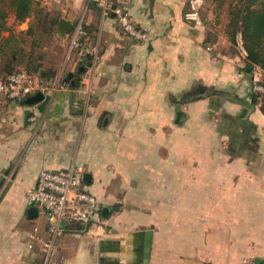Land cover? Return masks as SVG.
<instances>
[{
    "label": "crops",
    "instance_id": "1",
    "mask_svg": "<svg viewBox=\"0 0 264 264\" xmlns=\"http://www.w3.org/2000/svg\"><path fill=\"white\" fill-rule=\"evenodd\" d=\"M189 1L131 0L144 43L88 0L36 2L65 50L41 72L74 77L33 105L0 96V264H144L149 240V264L264 261V102L228 36V0H203L200 26ZM79 26L95 64L68 56ZM74 164L102 222L68 226L46 261L47 219L30 217L26 191Z\"/></svg>",
    "mask_w": 264,
    "mask_h": 264
},
{
    "label": "built area",
    "instance_id": "2",
    "mask_svg": "<svg viewBox=\"0 0 264 264\" xmlns=\"http://www.w3.org/2000/svg\"><path fill=\"white\" fill-rule=\"evenodd\" d=\"M88 1L99 9L102 17L115 16L122 32L132 40L140 43L150 40L149 34L136 24L126 7L131 0ZM189 4L186 19L195 25H202L201 9L204 1L190 0ZM82 36L83 29L79 26L70 40L68 56H74L80 65L89 58L94 64L97 63L98 46L83 40ZM235 44L240 55L246 60L248 52L242 34L237 35ZM253 73V91L264 99V69L254 66ZM66 86L67 83L61 76L54 84H50L41 74H34L22 68L0 78V96L11 101H22L37 93H55ZM85 175V168L75 164L67 169H44L39 173L35 185L26 191L29 204L38 208L47 219L48 238L43 241L46 261H49L54 252L56 240L66 232L68 226L80 224L91 229L102 222V206L98 198L88 190L84 181ZM261 264H264V261Z\"/></svg>",
    "mask_w": 264,
    "mask_h": 264
},
{
    "label": "trees",
    "instance_id": "3",
    "mask_svg": "<svg viewBox=\"0 0 264 264\" xmlns=\"http://www.w3.org/2000/svg\"><path fill=\"white\" fill-rule=\"evenodd\" d=\"M35 11V0H0V59L3 56H9L7 52L9 49V41L4 40L2 37L3 32L11 30L7 26L9 14L14 13L17 21L24 22ZM229 14L230 21L227 26V33L230 40L234 44L237 35L240 33L246 44L248 57L246 59L245 70L247 72H253L254 66H259L264 69V0H239L235 5L232 4L230 6ZM47 22H49V25ZM58 23L59 20L54 21L50 19V21H47L44 19L41 20L40 24L51 34L56 26H58ZM11 55L13 59H16L17 51L12 50ZM5 66L6 74L16 71H13L14 67L9 62ZM25 67L26 70L34 74H40L43 68L41 64L32 62H29ZM77 85V82H75V87ZM255 97L258 99L255 100V103L258 101L264 102V99H261L257 94Z\"/></svg>",
    "mask_w": 264,
    "mask_h": 264
},
{
    "label": "rangeland",
    "instance_id": "4",
    "mask_svg": "<svg viewBox=\"0 0 264 264\" xmlns=\"http://www.w3.org/2000/svg\"><path fill=\"white\" fill-rule=\"evenodd\" d=\"M239 0H228V5H235ZM39 4V3H38ZM230 13V7H228ZM230 18V14H229ZM50 21L51 16L41 7H36V11L24 22H19L14 13H10L7 18V26L11 29L2 33L4 40L9 41L8 57L3 56L0 59V75L6 74L5 65L7 62L12 64L14 70L25 68L29 62L39 64L40 60H52L62 57L64 47L57 42L47 29L41 23V20ZM49 25V22H47ZM46 24V25H47ZM233 49L238 58L246 63V60L240 55L236 44ZM17 51V58L13 59L11 52ZM0 76V77H1Z\"/></svg>",
    "mask_w": 264,
    "mask_h": 264
},
{
    "label": "water",
    "instance_id": "5",
    "mask_svg": "<svg viewBox=\"0 0 264 264\" xmlns=\"http://www.w3.org/2000/svg\"><path fill=\"white\" fill-rule=\"evenodd\" d=\"M73 30V26L67 22L66 20H61L60 21V36L61 37H66V35L68 33H70L71 31ZM84 67L81 66L79 69H78V73H84ZM41 76L46 78V79H53L55 78L56 76V72L55 71H48V72H40ZM73 77H74V74L73 73H70L67 78L65 79V82H72L73 80ZM43 94L42 93H37L35 95H32V96H28L26 98H24L22 101L24 102V104L26 105H33V104H36L40 101L43 100ZM84 181L87 183V184H90V181H91V175L90 174H86L85 177H84ZM110 213V210L109 208H104L103 210V216L107 217L108 214ZM29 214H30V217L33 218L34 216H36L38 214V209L37 208H31L29 210ZM151 245H152V242L151 240L147 241L146 243V248H145V261H144V264H149V257H150V252H151Z\"/></svg>",
    "mask_w": 264,
    "mask_h": 264
}]
</instances>
